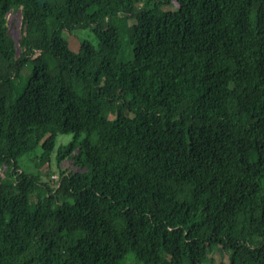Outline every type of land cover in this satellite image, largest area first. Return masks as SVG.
I'll list each match as a JSON object with an SVG mask.
<instances>
[{
  "label": "trees",
  "instance_id": "trees-1",
  "mask_svg": "<svg viewBox=\"0 0 264 264\" xmlns=\"http://www.w3.org/2000/svg\"><path fill=\"white\" fill-rule=\"evenodd\" d=\"M133 262L264 264V0H0V264Z\"/></svg>",
  "mask_w": 264,
  "mask_h": 264
},
{
  "label": "rangeland",
  "instance_id": "rangeland-1",
  "mask_svg": "<svg viewBox=\"0 0 264 264\" xmlns=\"http://www.w3.org/2000/svg\"><path fill=\"white\" fill-rule=\"evenodd\" d=\"M96 31L97 30L95 29V32ZM78 35H81V33L79 32ZM84 36H85V34L83 35V37ZM83 37L81 36V37H77V38L83 39ZM90 38H91V36H90ZM69 139H70V135H60L57 140H58V143H61V142L66 143ZM33 154H35V152H32V153H30L28 155H25L20 161V164H21L22 168L25 169L26 171H31V169L33 168V166L31 165L32 164L31 156H33ZM53 175H55V174H52L51 178H54ZM132 264H141V263L133 262Z\"/></svg>",
  "mask_w": 264,
  "mask_h": 264
}]
</instances>
